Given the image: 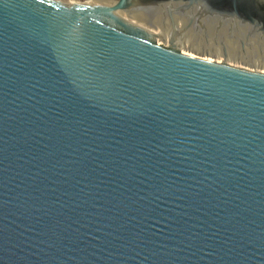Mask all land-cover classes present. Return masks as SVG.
I'll return each instance as SVG.
<instances>
[{
    "label": "water",
    "instance_id": "95a60500",
    "mask_svg": "<svg viewBox=\"0 0 264 264\" xmlns=\"http://www.w3.org/2000/svg\"><path fill=\"white\" fill-rule=\"evenodd\" d=\"M213 23L264 0H0V264H264V74L178 49Z\"/></svg>",
    "mask_w": 264,
    "mask_h": 264
},
{
    "label": "rangeland",
    "instance_id": "374dc122",
    "mask_svg": "<svg viewBox=\"0 0 264 264\" xmlns=\"http://www.w3.org/2000/svg\"><path fill=\"white\" fill-rule=\"evenodd\" d=\"M60 1H64V3L66 4H70V3L94 4L95 0H60ZM104 1L105 0H99L98 4L103 5ZM110 1L113 2L116 0H110ZM122 16L123 18H126L129 22L132 19H134V16H136L139 26L149 30L152 34H154L157 37L156 42L158 45L163 47L169 46L168 38H166L165 40H161L160 33L163 32L165 35H168L170 37L171 35L170 22L166 23L164 19H158V21H160L161 23H157V22L148 23L149 18L139 13H135L133 15L123 14ZM165 17L168 18L166 15ZM209 25L215 28H212ZM180 29L182 28L180 27ZM178 30L179 29H177V31ZM182 33L184 35L185 33L186 34L189 33L193 36L190 35L191 37L190 40H188V42H186L185 44L182 43L178 44V49L180 53L187 56L207 60L210 62L223 63L235 68L264 74V67H262V65H264L262 64L264 63V35H262V33L255 34L253 36H248L247 33L243 30L240 31L231 30L229 26L226 25L216 26L214 24L213 25L201 24L197 26L193 25L187 28V30L183 31ZM182 33H179L181 34L179 40L180 38L181 39L183 38ZM192 42L196 45H193ZM218 46H220V51L224 52V54H226L227 51L229 50L230 53L238 56L237 58L238 60L233 59L234 61H232L230 57L226 58L222 56L221 52L218 49ZM200 47L215 48L214 51L218 52L217 53L218 57L214 55L212 56V54H207L205 52H202V49H200ZM253 60L254 62L256 63L258 62L260 64L254 63Z\"/></svg>",
    "mask_w": 264,
    "mask_h": 264
},
{
    "label": "bare ground",
    "instance_id": "6f19581e",
    "mask_svg": "<svg viewBox=\"0 0 264 264\" xmlns=\"http://www.w3.org/2000/svg\"><path fill=\"white\" fill-rule=\"evenodd\" d=\"M58 1H60V0H58ZM110 0H105L104 1V4L103 5H110V4H112L113 2L112 1H110ZM61 2H63L64 3V1H61ZM99 3V0H95L94 1V4H98ZM137 13H139V14H142V15H145V16H147L148 18H149V22L148 23H151V22H153V23H155V22H157V23H161L160 21H158V19H164L165 20V22L166 23H168L169 22V19L168 18H166L165 17V15L162 13V12H157V13H155V14H153L152 16H150L149 14H147V13H143V12H137ZM133 14H135V13H131V14H129V15H133ZM154 19H156V20H154ZM138 20L136 19V16H134V19H132L130 22L131 23H134V24H137V25H139L138 24V22H137ZM177 29H179L178 30V32H180L182 29H180V27L181 28H183V26H184V24H185V19H182V18H178L177 19ZM214 25H216V26H220V24L219 23H213ZM212 24V25H213ZM210 27H212L211 25H209ZM212 28H215V27H212ZM222 29V28H221ZM170 30H171V24H170ZM170 30H169V33H170ZM243 31H245L246 33L248 32L247 30H243ZM183 34V33H182ZM181 35V34H180ZM190 35L191 34H186L185 33V35L183 34L182 35V39L180 38V40H178V44L179 43H182V44H185L186 42H188V40H190ZM191 36H193V35H191ZM160 38L162 39V40H165L166 38H168V40H169V36L168 35H165L163 32H161L160 33ZM197 40V39H196ZM195 41V40H194ZM193 43V42H192ZM193 45H196V44H194L193 43ZM213 48V47H212ZM211 47L209 48V47H200V49H202V52H205V53H207V54H212V56L214 55V56H216V57H218V52H216V51H214V49L215 48H213L212 49ZM218 49H219V51H220V46H218ZM217 49V50H218ZM221 52V51H220ZM221 54H222V56H224V57H230V59L232 60V61H234L233 59H237L238 58V56H236L235 54H232V53H230V51L228 50L227 51V53L226 54H224V52H221ZM211 56V57H212ZM238 60V59H237ZM252 61V60H251ZM240 62V61H239ZM253 62H254V60H253ZM238 63V62H237ZM254 63H256V62H254ZM258 63V62H257ZM256 63V64H257ZM258 64H260V63H258ZM262 64H264V63H262ZM262 67H264V65H262Z\"/></svg>",
    "mask_w": 264,
    "mask_h": 264
}]
</instances>
